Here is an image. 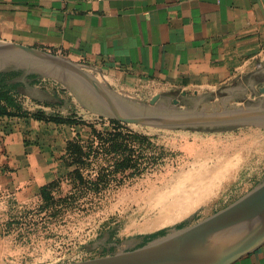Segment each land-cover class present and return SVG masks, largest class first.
I'll list each match as a JSON object with an SVG mask.
<instances>
[{
	"label": "crops",
	"instance_id": "1",
	"mask_svg": "<svg viewBox=\"0 0 264 264\" xmlns=\"http://www.w3.org/2000/svg\"><path fill=\"white\" fill-rule=\"evenodd\" d=\"M3 41L67 59L123 98L264 101V0H0ZM7 68L0 64V85L24 110L61 105L51 93L59 81ZM6 73L14 74L2 81ZM59 131L30 115H0V262L14 213L61 173ZM233 264H264V244Z\"/></svg>",
	"mask_w": 264,
	"mask_h": 264
},
{
	"label": "rangeland",
	"instance_id": "2",
	"mask_svg": "<svg viewBox=\"0 0 264 264\" xmlns=\"http://www.w3.org/2000/svg\"><path fill=\"white\" fill-rule=\"evenodd\" d=\"M55 85L51 93L61 105L40 103L37 111L72 119L60 124L61 173L14 213L0 264H68L132 251L197 224L264 182V128L114 124L81 100L76 86ZM155 98L124 97L171 108L179 106L174 100L189 109L212 103L204 94ZM192 181L210 185L187 201Z\"/></svg>",
	"mask_w": 264,
	"mask_h": 264
},
{
	"label": "water",
	"instance_id": "3",
	"mask_svg": "<svg viewBox=\"0 0 264 264\" xmlns=\"http://www.w3.org/2000/svg\"><path fill=\"white\" fill-rule=\"evenodd\" d=\"M0 64L7 70L44 73L73 86L95 113L117 122L158 128L216 130L227 127L264 128L262 101L227 107V100L203 102L197 108L144 106L100 85L78 65L36 48L0 42ZM73 89V88H72ZM259 91L263 94L264 88ZM185 95V93H183ZM159 96H156V100ZM258 102V103H257ZM264 244V182L195 225L155 239L143 247L115 255L68 264H233Z\"/></svg>",
	"mask_w": 264,
	"mask_h": 264
},
{
	"label": "trees",
	"instance_id": "4",
	"mask_svg": "<svg viewBox=\"0 0 264 264\" xmlns=\"http://www.w3.org/2000/svg\"><path fill=\"white\" fill-rule=\"evenodd\" d=\"M14 73H6L3 74L2 81L8 77L9 75H13ZM7 85L2 84L0 85V115H7V116H31L37 120H44L46 122H51L56 125H60L63 123H70L72 122L71 118H64L58 115H49L42 111H36L29 113L28 111L24 110L21 105L15 100L12 96L10 89L6 88ZM114 124H119L116 121H113ZM52 185V182L48 185L42 187L40 192L45 193L47 189Z\"/></svg>",
	"mask_w": 264,
	"mask_h": 264
},
{
	"label": "bare ground",
	"instance_id": "5",
	"mask_svg": "<svg viewBox=\"0 0 264 264\" xmlns=\"http://www.w3.org/2000/svg\"><path fill=\"white\" fill-rule=\"evenodd\" d=\"M194 182V183H193ZM207 183H205V186L203 185V182L202 181H200L199 183H197V182H195V181H192V186L189 188V190H191V191H184V195H183V198L184 199H186L187 201H189V200H192L193 198H196V197H198V195H199V190L200 189H204L205 187H208L209 185H210V183H209V185H206ZM198 185H199V187H198ZM176 194V193H175ZM180 199V198H179ZM179 199H177V200H179ZM181 200H183V199H181ZM199 200V199H198ZM177 202V201H176ZM179 202V201H178ZM183 202V201H182ZM182 202H180V204L182 203ZM191 202V201H190ZM189 202V203H190ZM193 202V201H192ZM194 203V202H193ZM180 204H179V206H180ZM176 205V204H175ZM187 206H188V204H186ZM189 205H191V203L189 204ZM177 206V205H176ZM179 206H177V207H179ZM182 206V205H181ZM184 207H186L185 205L183 206V208ZM189 207V206H188ZM177 209V208H176ZM185 209V208H184ZM178 210H179V208H178ZM181 210V209H180Z\"/></svg>",
	"mask_w": 264,
	"mask_h": 264
},
{
	"label": "built area",
	"instance_id": "6",
	"mask_svg": "<svg viewBox=\"0 0 264 264\" xmlns=\"http://www.w3.org/2000/svg\"><path fill=\"white\" fill-rule=\"evenodd\" d=\"M87 2H92V1H94V0H86Z\"/></svg>",
	"mask_w": 264,
	"mask_h": 264
}]
</instances>
